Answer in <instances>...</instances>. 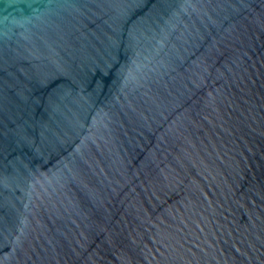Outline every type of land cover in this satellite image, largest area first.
Returning <instances> with one entry per match:
<instances>
[{
	"label": "water",
	"instance_id": "95a60500",
	"mask_svg": "<svg viewBox=\"0 0 264 264\" xmlns=\"http://www.w3.org/2000/svg\"><path fill=\"white\" fill-rule=\"evenodd\" d=\"M0 264H264V0H0Z\"/></svg>",
	"mask_w": 264,
	"mask_h": 264
}]
</instances>
